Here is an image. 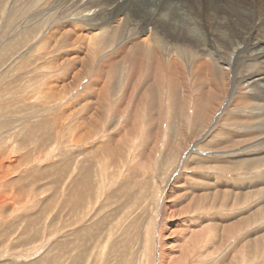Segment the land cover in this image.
<instances>
[{"label": "rangeland", "instance_id": "rangeland-1", "mask_svg": "<svg viewBox=\"0 0 264 264\" xmlns=\"http://www.w3.org/2000/svg\"><path fill=\"white\" fill-rule=\"evenodd\" d=\"M2 1L0 162L8 169L0 171V264H264V218L254 217L261 204L249 198L251 186L231 189L237 187L233 182L249 186L248 158L220 161L218 176L203 172L217 157L207 155L212 149L198 141L206 130L204 109L195 113L191 108L200 98L197 91L187 89L186 80H157L156 73L147 78L154 90L151 98L144 92L145 73L120 76L119 71L120 80L111 79L107 86L115 91L97 99L83 88L89 68L70 88L49 94L48 85L56 87L54 82L71 66L59 65L61 59L49 62L60 50L45 56L48 42L45 47L39 43L45 26L33 28L43 19L39 14L10 13L13 3ZM184 1L159 0L151 11L171 4V19L189 23L206 37L212 32L210 43L217 45L215 31L222 22L186 13ZM257 13H264L263 7ZM29 14L36 16L34 21L26 19ZM49 14L52 23L59 14L74 13ZM153 30L163 34L159 25ZM9 39L17 41L10 49ZM163 83L173 90L159 96ZM133 86L138 89L132 91ZM230 114L219 111L207 135L216 136L217 129L234 132L229 124H218ZM263 170L262 163L259 172ZM170 177L177 178V185L171 187ZM165 207L172 208L173 220L167 221L172 210ZM165 225L167 232L162 231ZM161 239L170 259L160 256Z\"/></svg>", "mask_w": 264, "mask_h": 264}, {"label": "bare ground", "instance_id": "bare-ground-1", "mask_svg": "<svg viewBox=\"0 0 264 264\" xmlns=\"http://www.w3.org/2000/svg\"><path fill=\"white\" fill-rule=\"evenodd\" d=\"M174 1L180 5L185 2L184 0L183 2L182 0H164L163 3L169 4ZM260 1L186 0V13H204L207 20L222 22L221 27L215 31L220 37L215 48L212 46L213 43H210L212 32L209 31L210 34L206 37L203 32L202 34L195 32L188 25L189 23L186 24L180 20L181 24H179L171 19V14H167L170 13L167 7L171 4L164 5L159 11H151L159 0H11L13 9L10 13L39 14L43 19L35 22L33 28H38L42 22L45 26L46 33L39 41L43 47L48 42L44 48L47 50L44 52L45 56L51 53L55 56V53L60 50V56L53 57V60L49 62L57 63V60L61 59L59 65L71 66V71H63L65 76H62V80L54 82L56 87L48 85L49 94H56V91L65 87L70 88V84L77 82L79 76L83 77L89 68H91L89 82L83 88H86L85 94H92L97 99L107 91L110 93L115 91L107 87L112 82L111 79L118 80L122 75L127 76L135 72L139 77L143 73L146 74L144 79L147 82L143 85L147 84V86L144 92L151 98L154 90L149 84L151 79L149 81L147 79L150 76H156L158 73L157 80H163L164 83L186 80V88L189 89L192 86L197 91L196 94L200 96L193 100L191 108L194 112H197L198 108L204 109L202 120H204L203 128L206 132L198 141L203 144V148L212 149L213 152H206L207 155L217 157L215 164L204 163L207 166H204L203 172L215 173L214 175L218 176L217 171H222L219 168L223 167L218 164L220 161L248 158L246 170L252 173L248 182L249 186H246L244 181L233 182V185L237 187L233 186L231 189L240 188L238 186L247 189L251 186L249 198H255L252 200L254 202L257 200L254 203L256 206L258 203L261 204V208L254 214L255 219L260 220L264 218V170L259 172L260 165L263 163L264 166V13H257L261 7L264 11V1L262 3ZM49 13L74 14L69 16L59 14L58 19L51 23ZM83 13L94 14L92 18H86ZM35 18L36 16L31 14L26 17L30 22ZM157 24L161 27L162 36L157 35V32L153 30L154 26H158ZM11 27L12 30L10 28L9 30L14 31L15 23L11 24ZM149 27L152 29L150 32L147 31ZM170 39L174 41L173 44L169 43ZM9 40H7L6 48L10 49L17 44V41ZM179 41L181 44H177ZM185 41L186 47L182 45ZM65 47L69 48L63 51ZM232 54L234 58L231 61ZM25 56H21V59ZM119 71L120 76L117 78ZM68 79H71L70 83L66 82ZM164 83L160 84L159 96L164 95L165 89L167 92L173 90V86L170 85L169 90L168 84L164 85ZM123 85L127 88V85ZM148 102L149 107H152L154 99ZM222 110L225 113L231 111V114L224 115V118L218 120V124L220 126L229 124L234 132H220L215 127L216 136L214 132L211 136L207 135L212 119ZM209 137L213 139L212 142L209 141ZM228 148H231L233 152L226 153ZM6 165L1 161L0 171L5 170ZM1 173L3 176L7 174L6 171ZM168 180H172L171 187L177 185V178L170 177ZM218 180L215 177L214 182ZM219 181L223 185V180ZM224 183L227 182L224 181ZM169 209L172 210L165 207V211ZM173 214V210L167 213V221L173 220ZM164 217L166 218L165 215ZM167 224L169 225V222ZM162 231L167 232L166 225ZM163 237L165 239L164 233H162V239ZM162 239L160 256L164 260V257L166 259L169 254H166L167 251L163 249L166 239L165 242ZM174 259L177 260V258Z\"/></svg>", "mask_w": 264, "mask_h": 264}]
</instances>
